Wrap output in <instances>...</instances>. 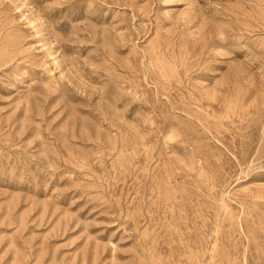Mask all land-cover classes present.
I'll use <instances>...</instances> for the list:
<instances>
[{
  "label": "rangeland",
  "instance_id": "374dc122",
  "mask_svg": "<svg viewBox=\"0 0 264 264\" xmlns=\"http://www.w3.org/2000/svg\"><path fill=\"white\" fill-rule=\"evenodd\" d=\"M0 264H264V0H0Z\"/></svg>",
  "mask_w": 264,
  "mask_h": 264
}]
</instances>
